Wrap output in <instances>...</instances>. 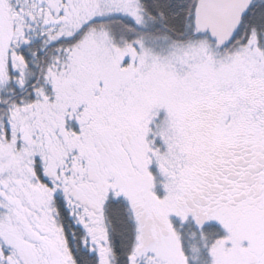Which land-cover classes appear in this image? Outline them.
I'll list each match as a JSON object with an SVG mask.
<instances>
[{"label":"snow or ice","instance_id":"6c2138e0","mask_svg":"<svg viewBox=\"0 0 264 264\" xmlns=\"http://www.w3.org/2000/svg\"><path fill=\"white\" fill-rule=\"evenodd\" d=\"M0 264H264V0H0Z\"/></svg>","mask_w":264,"mask_h":264}]
</instances>
